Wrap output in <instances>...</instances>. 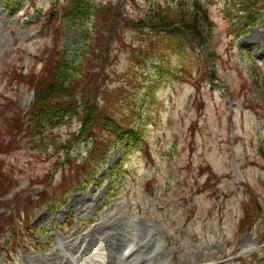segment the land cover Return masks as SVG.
Returning a JSON list of instances; mask_svg holds the SVG:
<instances>
[{"label": "rangeland", "instance_id": "1", "mask_svg": "<svg viewBox=\"0 0 264 264\" xmlns=\"http://www.w3.org/2000/svg\"><path fill=\"white\" fill-rule=\"evenodd\" d=\"M71 1L0 0V264H264V0H198L203 46L134 27L193 0Z\"/></svg>", "mask_w": 264, "mask_h": 264}, {"label": "trees", "instance_id": "2", "mask_svg": "<svg viewBox=\"0 0 264 264\" xmlns=\"http://www.w3.org/2000/svg\"><path fill=\"white\" fill-rule=\"evenodd\" d=\"M89 5V6H88ZM91 1L89 0H72L67 8V18L73 23L80 24L85 18L90 16L92 11ZM176 10L171 9H154L149 12L144 18L134 24V27L138 30H145L146 28L155 32H167L179 34L183 37L192 39L197 45L203 46L206 42L209 28H208V9L198 0H193L192 4L188 5L185 2H179L176 4ZM255 23L251 20L250 25ZM81 66V64L79 65ZM78 66V67H79ZM53 67L50 73V80L47 82V86L44 84H39L40 79L47 74L48 70ZM77 68L73 65L68 58L64 55L61 59L52 63L49 68L45 69L39 78L35 80V96L36 99L40 98V101L47 97H51L56 92H62L63 90L67 93L62 96L69 94V90L74 91V80ZM49 101L51 99H48ZM88 102H92L91 96L88 98ZM68 106H72L68 104ZM96 105L92 108L95 109ZM63 111V112H61ZM61 113L59 116L65 112L63 108L60 109ZM40 122L42 123V118L46 119L47 115L45 110L40 111ZM43 116V117H42ZM109 124L114 127L117 131V137L119 141L128 139L129 141H138V134L135 129L125 128L123 125L117 123L115 120L109 117ZM120 131H118V130ZM32 134L33 129H31Z\"/></svg>", "mask_w": 264, "mask_h": 264}, {"label": "bare ground", "instance_id": "3", "mask_svg": "<svg viewBox=\"0 0 264 264\" xmlns=\"http://www.w3.org/2000/svg\"><path fill=\"white\" fill-rule=\"evenodd\" d=\"M112 242V241H111ZM113 243V242H112ZM115 244H116V242H115ZM119 245V244H118ZM110 246H108V248H109ZM88 248V247H87ZM117 249H119V248H117ZM111 250V249H110ZM108 251V250H107ZM112 251H116V248L113 246L112 247ZM97 254V253H96ZM111 254V255H110ZM113 254H115L114 252H112V253H105V252H103V254L101 253V255H102V258L104 257V259L105 260H103L102 262H103V264H118L119 262H117V259H115V257H114V255ZM104 255V256H103ZM119 256V255H118ZM94 257V256H93ZM99 258V257H98ZM98 258H97V260H98ZM119 258V257H118ZM93 260H95V259H93ZM96 260V261H97ZM102 260V259H101ZM122 261H123V259H122ZM121 261V262H122ZM128 260L127 259H124V263L126 262V264H131V263H128L127 262ZM106 262V263H105ZM99 264H102L101 262H99Z\"/></svg>", "mask_w": 264, "mask_h": 264}]
</instances>
